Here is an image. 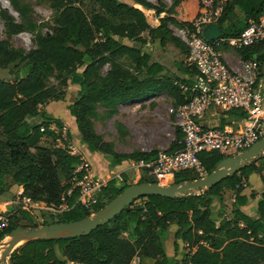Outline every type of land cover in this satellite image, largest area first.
Listing matches in <instances>:
<instances>
[{"label": "trees", "instance_id": "trees-1", "mask_svg": "<svg viewBox=\"0 0 264 264\" xmlns=\"http://www.w3.org/2000/svg\"><path fill=\"white\" fill-rule=\"evenodd\" d=\"M53 12L52 26L32 20V9L19 0H9L18 15L17 23L7 11H0L7 40H0V70L20 66L23 76L15 73L13 81L0 77V196L14 186L22 187L21 198L42 203L56 211L50 224L72 223L92 216L131 186L124 172L122 181L111 180L97 194L92 207L78 202V190L73 179H81V162L56 144L58 135L49 128L53 122L41 111L49 101H63L60 89L68 83L79 88L76 100L68 107L74 119L81 144L89 153L109 158V168L124 163L157 158L158 150L133 151L119 154L114 145L96 132L94 122L98 108L108 117L117 114V106L167 95L174 109L189 101L180 84L189 83L195 70L185 66L183 77L163 74L164 67L152 62L143 47L157 42L160 48L170 44L188 56V48L169 29L191 30L198 16L199 0H169L170 5H156L134 0L136 6L118 0H42ZM192 14L188 15L186 6ZM264 0H230L219 19L223 37H236L245 27L256 23L262 14ZM238 10L243 23L225 26L228 15ZM145 11H153L159 25L152 28ZM162 14L164 17L159 18ZM47 30L49 35H46ZM33 37V49L25 51L11 45L10 39L21 33ZM146 35V36H145ZM137 43L130 46L119 40ZM243 59H256L258 72L264 65V44L240 51ZM108 66L103 75L101 70ZM53 79L56 85H52ZM237 121L245 115L239 110L228 114ZM41 119L40 123L32 120ZM120 134L124 129L117 124ZM43 129V131H42ZM44 138L51 147L41 146ZM183 135L175 130V139L167 153L182 148ZM197 157L206 173H212L225 158L216 151H202ZM262 184L256 201L255 216L244 210L256 196L252 178ZM192 171L175 174L173 184L198 180ZM244 182L245 187L241 184ZM156 183L144 173L137 184ZM234 192L229 216L224 212L222 194ZM220 205L217 213L214 207ZM47 224V223H46ZM49 224V223H48ZM174 252L179 243L186 251L181 264H264V155L253 160L236 174L229 176L210 190L168 199L159 196L137 198L109 223L88 236L39 239L24 243L9 257L8 264H131L135 259L152 264H178L176 254L164 250L161 236L170 226ZM37 227L31 214L16 210L0 232V243L19 228ZM140 264V263H139Z\"/></svg>", "mask_w": 264, "mask_h": 264}, {"label": "built area", "instance_id": "built-area-1", "mask_svg": "<svg viewBox=\"0 0 264 264\" xmlns=\"http://www.w3.org/2000/svg\"><path fill=\"white\" fill-rule=\"evenodd\" d=\"M230 0H199L201 8L191 23V30H181L178 37L188 48L185 66L194 69L195 74L188 78L189 83L180 84L183 94L189 95V101L170 113L175 125L180 129L182 148L172 154L159 151L157 158L150 162H129L134 171L136 183L144 173L161 186L173 184L174 176L181 171H192L199 179L206 173L197 157L202 151H216L225 158L242 154L259 140L264 138V79L258 72L257 60L242 58L240 51L257 44H264V8L260 19L248 25L236 37H221L214 41L202 38V29L219 25L223 9ZM213 110L217 113H229L239 110L245 117L236 127H209L201 123L204 115ZM49 130L59 136L56 144L72 156L78 157L85 175L74 177V187L78 190V202L92 207L97 204V194L111 180L122 181V171H110L108 175L97 178L92 175L81 153L70 143L66 129ZM43 131V129H42ZM242 187L246 184L242 182ZM22 195V194H21ZM18 195L13 205L19 210L32 212L46 209L42 203H34ZM9 211H0V232L9 223ZM131 264H137L135 259Z\"/></svg>", "mask_w": 264, "mask_h": 264}, {"label": "rangeland", "instance_id": "rangeland-1", "mask_svg": "<svg viewBox=\"0 0 264 264\" xmlns=\"http://www.w3.org/2000/svg\"><path fill=\"white\" fill-rule=\"evenodd\" d=\"M6 1L9 3V0H0V11L4 10L7 11L4 7ZM119 2L125 3L127 5L136 6L134 0H118ZM147 2L149 4L156 5L158 3H162L165 6H169L171 3L169 0H140ZM19 2L28 4L32 9V20H34L38 24H49L52 26V16L53 12L49 9L46 3L42 0H19ZM11 8V6H10ZM12 9V8H11ZM13 11V10H12ZM8 12V11H7ZM186 12L188 15L192 14V10L190 5L186 6ZM9 13V12H8ZM10 14V13H9ZM16 13L13 11V14ZM147 15V21L152 28H155L159 25L158 18L155 17L153 11H145ZM165 15L162 14L159 18L164 17ZM17 23H20V19L16 14L14 17ZM243 23V16L238 11L235 10L233 13L228 15L225 26H237ZM169 29L173 32V34L178 37L180 29H177L173 26H169ZM47 32V30H44ZM146 36V35H145ZM179 38V37H178ZM180 39V38H179ZM0 40H7L5 29L3 23L0 20ZM10 43L15 48H22L25 51H29L33 49V37L29 33H21L17 36H13L10 40ZM130 46H137L138 44L133 41L128 40H119ZM143 52L148 54L151 58L152 62H157L164 67L163 74L171 77H183V69L185 68V56L181 54L176 48L172 45L168 44L163 49L158 46L157 42L148 41V43L143 47ZM264 69V67H262ZM108 66L104 67L101 72L104 75L108 71ZM19 72V76L22 77L23 73L20 70V66L17 67H10L6 71L0 70V77L7 80L13 81L15 79V73ZM50 83L52 85H56V82L51 79ZM65 94V98L63 101H49L45 104L41 111L45 113L48 117L52 119L53 122H59L60 126H57L56 123H52L55 128H65L70 143L76 147V149L81 153L82 157L84 158V163L88 166V171L100 179L103 175H108L110 171H116L115 168L110 169L109 164H106L105 161L102 159L93 160L91 155L85 150V147L81 144L79 135L77 133L76 125L74 123V119L70 116L68 107L76 100L79 88L71 83H68L66 87L60 89ZM174 101L168 97L167 95H161L154 99L144 100L137 104H131L126 106L123 111L122 116H117V120H121L126 123L132 135H130L125 127L118 123L114 117H108L106 111L100 108L101 118L98 123H101L104 130L107 132L109 138L117 143L123 144L121 148L124 152H132L135 150L136 144L141 142L144 144V148H148L151 150H167L170 143L175 139V118L170 113V109L174 108L173 106ZM33 123H40L41 119L32 120ZM117 124H120L123 129L124 133L120 134L118 131ZM104 139V138H103ZM111 143V142H110ZM113 144V143H112ZM53 145L52 140L49 138H44L41 141V146L44 147H51ZM166 147V148H164ZM164 148V149H163ZM109 160V158L107 157ZM96 163V165H95ZM129 163H125L123 167L117 169V171L125 172L128 176L129 184H137L133 181L134 171ZM103 174V175H102ZM254 177L252 180L257 184H261L259 178L255 180ZM253 192L255 196L260 194V190L256 187L253 188ZM6 197V196H2ZM11 197H8V199ZM234 199V192L233 191H225L222 194V202L226 203L225 207V214L229 216L230 206L232 204V200ZM13 206V207H12ZM9 210L13 212L17 210V206L12 205ZM56 213L55 210L51 208L46 209H38L32 212V216L35 219L37 227H42L44 225H49L50 221L53 219L54 214ZM94 215V214H93ZM92 215V216H93ZM47 223V224H46ZM49 223V224H48ZM27 228H35V227H27ZM162 242L164 244V250L168 254H174L173 250V233L172 230H166L163 232L161 236ZM9 238L6 237L0 243V264H4L1 262V258L3 255V247L4 245L8 244ZM186 251L181 249L175 256L177 257L178 264H181V261L184 257ZM8 264V260L6 261Z\"/></svg>", "mask_w": 264, "mask_h": 264}, {"label": "water", "instance_id": "water-1", "mask_svg": "<svg viewBox=\"0 0 264 264\" xmlns=\"http://www.w3.org/2000/svg\"><path fill=\"white\" fill-rule=\"evenodd\" d=\"M15 15L12 16L15 17ZM49 34V32L46 33V35ZM221 35V27L219 25L207 26L203 28L201 32L202 38L209 42L219 39ZM263 155L264 138L259 140L250 149L246 150L242 154L224 158L212 173L202 179H198L193 182L172 184L169 186H161L156 183L133 184L106 204L102 209L94 213L93 216L83 220L72 223L49 224L35 228L16 229L8 235L10 240L3 250L1 262L6 264L10 255L28 241L88 236L98 227L109 223L116 215L123 212L125 207L129 206L139 197L153 195L174 199L210 190L212 187L218 185L229 176L236 174L253 160H256ZM54 233L64 234L55 235ZM22 240H25V242L16 247V245Z\"/></svg>", "mask_w": 264, "mask_h": 264}, {"label": "crops", "instance_id": "crops-1", "mask_svg": "<svg viewBox=\"0 0 264 264\" xmlns=\"http://www.w3.org/2000/svg\"><path fill=\"white\" fill-rule=\"evenodd\" d=\"M263 67H264V65H263ZM261 77L264 79V69L262 68V70H261ZM131 104H137V102H134V103H128V104H120V105H118L117 106V114L116 115H114V116H112V117H114V119H116V121L118 122V123H120V124H122L124 127H125V129H126V131L130 134V135H132V133H131V130H130V128H129V126L126 124V123H124L123 121H121V120H117V116H122V114H123V111H124V109L126 108V106H128V105H131ZM103 109V108H102ZM103 110H105V109H103ZM106 111V110H105ZM98 114H99V118L97 119V120H99L100 118H101V114H100V108H98ZM229 113H225V114H220V113H217V112H215V111H213V110H210L209 112H207L205 115H204V117L201 119V123L202 124H204V125H207V126H209V127H232V126H234V127H236L237 125H239L240 123H241V121H237L236 119H234V118H232L231 116H229L228 115ZM94 125H95V129H96V132L99 134V135H101L103 138H104V140L105 141H107V142H111V143H113V145H114V148H115V151L117 152V153H119V154H129V153H132V152H124V151H122L121 150V148L123 147V144H120V143H117V142H115L114 143V141H112L110 138H109V136L107 135V132L104 130V128H103V126H102V124L101 123H98V121H95L94 122ZM144 146V144H142L141 142H138L137 144H136V147H135V150L134 151H141V152H150L151 151V149H148V148H144L143 147ZM164 148H166V147H164ZM163 148V149H164ZM86 150V149H85ZM87 151V150H86ZM159 151H161V150H159ZM88 152V151H87ZM89 153V152H88ZM90 155H91V158L93 159V160H99V159H102L103 161H105L106 162V164H110V161L107 159V157L106 156H104V155H102V154H99V153H89ZM125 164V163H124ZM124 164L122 165V166H118V167H123L124 166ZM95 165H96V163H95ZM111 169V168H110ZM103 175V174H102ZM103 176H105V174L103 175ZM253 179V178H252ZM257 178H255V180H256ZM252 182L255 184L254 185V187H256V188H258L259 190H260V194H261V192H262V184H257V181L255 182L254 180H252ZM22 192H23V189H22V187H17V186H14V187H12L11 189H10V191L9 192H7L6 194H4V195H2V196H6V197H2V196H0V211L2 212V211H9L10 212V210H9V208L13 205V202H14V200L17 198V196L18 195H21L22 194ZM260 194H258V195H256V198H255V200H253L248 206H246V207H244V210L246 211V212H249V214L252 216V217H256L255 216V209H256V201H257V199L259 198V196H260ZM8 197H11V198H9L8 199ZM232 202V204H233V202H234V199L231 201ZM222 204L223 205H225L226 203L224 202H222ZM232 204H231V206H232ZM15 206V205H14ZM231 206H230V211H231ZM13 207V206H12ZM219 207H220V205L217 203V205L214 207V212L215 213H217V211H218V209H219ZM19 208H17V210H18ZM16 211V210H15ZM15 211H13V212H11V213H14ZM229 211V212H230ZM172 230V233L174 234L175 232H176V226H174V225H172V226H170L169 228H168V230ZM173 245H174V242H173ZM181 249H183V246H182V244H180L179 243V250H178V252L179 251H181ZM173 250H174V247H173ZM177 252V253H178ZM177 253H175L174 252V254H167V255H169V256H174L175 254H177ZM176 259H177V257H176ZM152 264V262H150V261H144V260H141V261H139V260H137V264ZM69 264H74V263H69Z\"/></svg>", "mask_w": 264, "mask_h": 264}, {"label": "bare ground", "instance_id": "bare-ground-1", "mask_svg": "<svg viewBox=\"0 0 264 264\" xmlns=\"http://www.w3.org/2000/svg\"><path fill=\"white\" fill-rule=\"evenodd\" d=\"M6 3H8L7 1H6ZM4 7L6 8V10L10 13V14H13V11H12V9L10 8V4L8 3V4H4ZM55 235H63L64 233H54ZM25 242V240H22V241H20L17 245H16V247H18V246H20L22 243H24ZM5 246L6 245H4V247H3V250H4V248H5Z\"/></svg>", "mask_w": 264, "mask_h": 264}]
</instances>
